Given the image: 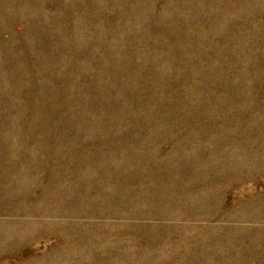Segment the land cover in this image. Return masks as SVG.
<instances>
[{"label": "rangeland", "instance_id": "1", "mask_svg": "<svg viewBox=\"0 0 264 264\" xmlns=\"http://www.w3.org/2000/svg\"><path fill=\"white\" fill-rule=\"evenodd\" d=\"M0 264H264V0H0Z\"/></svg>", "mask_w": 264, "mask_h": 264}]
</instances>
